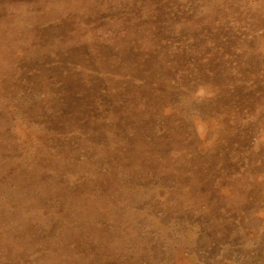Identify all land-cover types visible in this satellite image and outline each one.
<instances>
[{
    "label": "rangeland",
    "instance_id": "374dc122",
    "mask_svg": "<svg viewBox=\"0 0 264 264\" xmlns=\"http://www.w3.org/2000/svg\"><path fill=\"white\" fill-rule=\"evenodd\" d=\"M0 264H264V0H0Z\"/></svg>",
    "mask_w": 264,
    "mask_h": 264
}]
</instances>
